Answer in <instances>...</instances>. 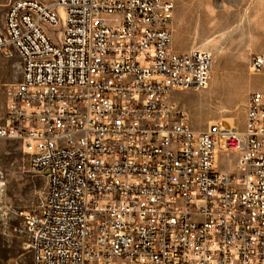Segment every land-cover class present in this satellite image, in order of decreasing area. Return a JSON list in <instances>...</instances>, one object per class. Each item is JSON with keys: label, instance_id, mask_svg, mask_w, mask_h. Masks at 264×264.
<instances>
[{"label": "built area", "instance_id": "1", "mask_svg": "<svg viewBox=\"0 0 264 264\" xmlns=\"http://www.w3.org/2000/svg\"><path fill=\"white\" fill-rule=\"evenodd\" d=\"M174 10L9 4L0 54L19 59L21 79L6 89L0 139L20 141L47 181L20 230L32 264H264V91L243 129L195 130L169 98L208 89L213 57L173 49ZM250 69L264 76V53Z\"/></svg>", "mask_w": 264, "mask_h": 264}, {"label": "rangeland", "instance_id": "2", "mask_svg": "<svg viewBox=\"0 0 264 264\" xmlns=\"http://www.w3.org/2000/svg\"><path fill=\"white\" fill-rule=\"evenodd\" d=\"M12 1L0 0V27ZM40 1L51 6L56 0ZM173 1V49L207 51L213 65L208 89L175 91L169 100L189 114L197 131L221 122L243 129L249 96L264 91V76L250 69L252 56L264 53V0ZM20 79L19 59L0 54V117L6 112L7 87ZM46 188V179L30 171L22 143L0 139V264L33 263L20 230Z\"/></svg>", "mask_w": 264, "mask_h": 264}, {"label": "bare ground", "instance_id": "3", "mask_svg": "<svg viewBox=\"0 0 264 264\" xmlns=\"http://www.w3.org/2000/svg\"><path fill=\"white\" fill-rule=\"evenodd\" d=\"M257 217H264V210H257Z\"/></svg>", "mask_w": 264, "mask_h": 264}, {"label": "crops", "instance_id": "4", "mask_svg": "<svg viewBox=\"0 0 264 264\" xmlns=\"http://www.w3.org/2000/svg\"><path fill=\"white\" fill-rule=\"evenodd\" d=\"M176 52H178V53H183V52H185L186 51V49L185 48H180V49H178V50H175Z\"/></svg>", "mask_w": 264, "mask_h": 264}]
</instances>
